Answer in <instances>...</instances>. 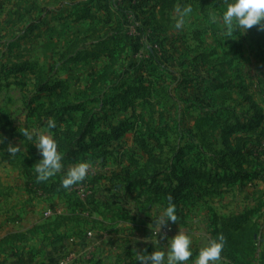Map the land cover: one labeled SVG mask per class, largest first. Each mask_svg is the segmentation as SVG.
<instances>
[{
	"label": "rangeland",
	"instance_id": "1",
	"mask_svg": "<svg viewBox=\"0 0 264 264\" xmlns=\"http://www.w3.org/2000/svg\"><path fill=\"white\" fill-rule=\"evenodd\" d=\"M185 3L194 15L175 30V7ZM223 5L0 0V176L9 200L24 212V177L5 153L27 142L11 135L45 130L51 118L56 132L86 144L64 168L90 162L89 183L75 190L94 212L66 221L64 232L92 249L69 264H139L136 252L155 250L152 230L169 196L178 220L161 227L160 246L182 230L191 260L216 237L219 217L234 226L249 212L235 226L243 252L222 251L218 264H264V161L246 151L264 145V30L224 39L206 23L207 10Z\"/></svg>",
	"mask_w": 264,
	"mask_h": 264
},
{
	"label": "clouds",
	"instance_id": "2",
	"mask_svg": "<svg viewBox=\"0 0 264 264\" xmlns=\"http://www.w3.org/2000/svg\"><path fill=\"white\" fill-rule=\"evenodd\" d=\"M193 15L194 8L191 3L177 5L174 10L175 30L184 29ZM206 23L218 26L224 39L235 37L237 31L244 34L254 26L264 30V0H224L222 8L213 7L207 10ZM56 127L55 120L49 118L45 130L24 129L21 133L28 141L35 144L40 153L41 158L35 163L34 168L36 181H48L63 171L61 184L68 189L86 179L91 164L87 160H78L64 169L63 154L58 151V142L51 131ZM19 150V145L11 143L7 145V152L10 155H15ZM177 220L176 205L169 196L167 205L156 217L155 231L151 229L150 239L155 245V250L151 253L146 250L143 253L136 252L134 260L139 261V264H218L224 247L223 235L209 239L191 260L192 237L182 230L167 239L166 248L160 246L157 236L161 234V227L169 221L174 223Z\"/></svg>",
	"mask_w": 264,
	"mask_h": 264
},
{
	"label": "crops",
	"instance_id": "3",
	"mask_svg": "<svg viewBox=\"0 0 264 264\" xmlns=\"http://www.w3.org/2000/svg\"><path fill=\"white\" fill-rule=\"evenodd\" d=\"M14 138L24 141L21 137ZM20 148L27 150V146ZM5 163L19 177L20 173L23 175L24 192L28 199L23 202L24 212L19 211L15 207L16 202L9 200L11 192H6L8 185L0 176V264H57L62 249L89 253L91 246L82 247L87 238L66 234L67 223L58 218L71 212L67 199L60 194L34 196L30 189L35 186L28 181L26 183V174L22 169L10 162ZM39 202L45 205L40 206Z\"/></svg>",
	"mask_w": 264,
	"mask_h": 264
},
{
	"label": "trees",
	"instance_id": "4",
	"mask_svg": "<svg viewBox=\"0 0 264 264\" xmlns=\"http://www.w3.org/2000/svg\"><path fill=\"white\" fill-rule=\"evenodd\" d=\"M53 130L54 136L58 142V151L63 154V164L67 162L66 156L73 154L75 151L79 150V148L86 146V144H84L83 139L76 140L74 134L69 131L65 132L64 134H61L60 132H56L57 127ZM13 137H21L22 139H24L27 142V150L23 152L20 149L15 155H10L7 152L5 153V159L8 160L11 164L20 167L22 171L27 175L28 183L35 186L34 188L32 187V189H30V193H32L34 196H43L47 194L63 195L67 199L69 203V209L71 211L69 215L58 216V218H62L61 220H63V223H66V221H69V219L71 220L72 218L76 219L80 216L83 217V215L87 218H90L92 216V213L94 212V209L91 208L90 205L88 206L86 204V201L80 200V198L77 197V191L75 190L77 185L81 184L83 187H85L87 183H89V181L85 179L84 181L75 184L68 189H65L61 184V177L63 175L62 171L61 173H57L55 177L50 178L48 181L37 182L34 168L35 163L41 158L40 155L37 154V150L25 137H23V135L16 134L10 136V138ZM246 151L251 158L264 161V145L259 144L258 146H254L253 149H250L248 146L246 147ZM120 178L121 174H113V176L110 178V181L112 183H117L118 181H120ZM79 208H81V210H78ZM248 216L249 212L236 216V225L234 224V226L229 221H226L230 220V218L226 219L219 217L216 222L217 226L215 230V235L216 237L218 235H223V251H225L230 256H233L235 251L243 252L245 245L242 243V240L236 236L237 232L235 230V226H242V224L247 221Z\"/></svg>",
	"mask_w": 264,
	"mask_h": 264
},
{
	"label": "built area",
	"instance_id": "5",
	"mask_svg": "<svg viewBox=\"0 0 264 264\" xmlns=\"http://www.w3.org/2000/svg\"><path fill=\"white\" fill-rule=\"evenodd\" d=\"M168 231H170V228H168ZM88 235L91 236L92 232H88ZM76 253H77L76 251L62 249L57 264H69L70 261L74 262L75 259L77 258Z\"/></svg>",
	"mask_w": 264,
	"mask_h": 264
}]
</instances>
